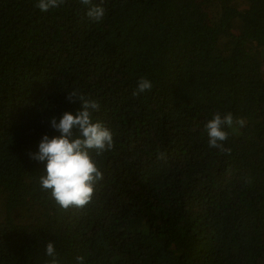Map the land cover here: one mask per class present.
Listing matches in <instances>:
<instances>
[{"label":"trees","instance_id":"1","mask_svg":"<svg viewBox=\"0 0 264 264\" xmlns=\"http://www.w3.org/2000/svg\"><path fill=\"white\" fill-rule=\"evenodd\" d=\"M36 2L0 0V264H45L50 241L60 264H264V0H93L99 22ZM74 90L113 147L64 210L28 153ZM215 113L230 153L209 147Z\"/></svg>","mask_w":264,"mask_h":264},{"label":"clouds","instance_id":"2","mask_svg":"<svg viewBox=\"0 0 264 264\" xmlns=\"http://www.w3.org/2000/svg\"><path fill=\"white\" fill-rule=\"evenodd\" d=\"M86 7L89 19L99 22L105 15V9L93 0H79ZM65 0H37L36 7L42 12L59 7ZM149 79L141 77L136 84L133 95H139L151 90ZM69 102L80 101V108L75 112H64L59 118L53 116L50 126L59 135L51 138L43 135L37 152L28 153L30 159L37 162H46L44 174L39 179L42 190L49 191L55 203L62 209L84 208L93 197L94 186L103 179L90 153L97 155L113 147L112 132L99 121H93V113L99 109L94 99L86 98L78 90L67 93ZM234 123L231 113L223 117L219 113L213 114L205 124L209 147L229 152L225 149L224 141L228 138L225 126L231 128ZM239 126L244 120L235 121ZM48 259L45 264H60L53 242L45 246ZM78 264H84L83 257H77Z\"/></svg>","mask_w":264,"mask_h":264}]
</instances>
